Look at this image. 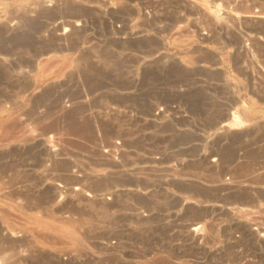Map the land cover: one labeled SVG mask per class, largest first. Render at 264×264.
<instances>
[{"label": "rangeland", "instance_id": "1", "mask_svg": "<svg viewBox=\"0 0 264 264\" xmlns=\"http://www.w3.org/2000/svg\"><path fill=\"white\" fill-rule=\"evenodd\" d=\"M37 1L0 0L3 255L264 264V0Z\"/></svg>", "mask_w": 264, "mask_h": 264}, {"label": "bare ground", "instance_id": "2", "mask_svg": "<svg viewBox=\"0 0 264 264\" xmlns=\"http://www.w3.org/2000/svg\"><path fill=\"white\" fill-rule=\"evenodd\" d=\"M39 1H40V0H38L37 2H39ZM48 1H49V0H48ZM49 2L52 3V0H50ZM49 2H48V3H49ZM33 3H34V2H33ZM35 3H36V2H35ZM48 3H46V0H44V1L42 0L41 3L39 2V5L41 4L42 6H48V5H49ZM32 5H34V4H32ZM36 6H37V5H36ZM26 7H27V6H26ZM48 7H49V6H48ZM27 8H28V7H27ZM29 8H30V7H29ZM24 9H25V8H24ZM36 9H37V8H36ZM49 11L51 12L52 10H49ZM34 13H36V12H34ZM241 13H242V12H241ZM247 14H249V13H247ZM224 15H225V14H224ZM227 15H228V14H227ZM241 15L244 16L245 14H241ZM249 15H250V14H249ZM253 15H254V14H253ZM228 16H229V15H228ZM250 16H251V15H250ZM250 16H247V15H246V16H244V17H246V18L249 17V19H250ZM252 17H253V16H252ZM252 17H251V18H252ZM255 17H256V18L264 19V15H258V16H257V14H256ZM255 17H254V18H255ZM242 20H243V19H242ZM69 26H70V25H69ZM61 28H62V27H61ZM58 29H60V28H58ZM60 30H61V29H60ZM62 36H63V35H62ZM245 37H246V36H245ZM245 40H246V39H245ZM251 41H252V40H251ZM256 41H257V40H256ZM247 42H248V41H247ZM241 43H242V42H241ZM248 43H249V42H248ZM244 45H245V44H244ZM244 45H243V46H244ZM244 47H245V46H244ZM31 63H32V62H31ZM242 118H243V117H242ZM223 125H224V124H223ZM224 126H225V125H224ZM46 128H47V127H46ZM46 128H45V129H46ZM222 130H223V129H222ZM225 130H226V129H225ZM220 131H221V130H220ZM45 134H47V133L45 132ZM45 134H43V135H45ZM31 135H34V134H31ZM53 135H54V134H53ZM34 136H35V135H34ZM7 137H8V136H7ZM14 137H15V136H14ZM51 137H52V136H51ZM56 137H57V136H56ZM3 138H4V137H3ZM27 138H28V137H27ZM37 138H38V137H37ZM45 138H46V137H45ZM23 139L25 140L26 138H23ZM16 140H17V139H16ZM19 140H20V139H19ZM30 140H31V137H30ZM30 140H29V141H30ZM35 140H36V139H35ZM49 140H50V139H49ZM50 141H51V140H50ZM50 141H49V142H50ZM14 142H15V140H14ZM19 142H20V141H19ZM22 142H23V141H22ZM26 142H28V141H26ZM49 142H48V143H49ZM52 142H53V141H52ZM56 142H57V141H56ZM7 143H8V142H7ZM12 143H13V142H12ZM33 143H34V142H33ZM40 143H42V142H40ZM46 143H47V141H46ZM46 143H45V144H46ZM57 143H58V142H57ZM31 144H32V143H31ZM36 144H37V143H36ZM38 144H39V143H38ZM43 144H44V143H43ZM50 144H51V143H50ZM50 144H49V145L47 144V146H46V147H47V149H46L47 151H46L45 154L43 153V155L46 156V157H43V160L46 158L45 160H46L47 162H50L51 160H53V158H54V157L56 156V154H57V153H56V150H58V146H57V145H56V146H57V147H56L57 149H56L54 146H51ZM9 146H10V145H9ZM44 146H45V145H44ZM21 147H22V146H21ZM23 147H24V146H23ZM53 147H54L56 150H55ZM11 148H13V147H11ZM39 148H40V147H39ZM12 150H13V149H12ZM24 150H25V149H24ZM2 151H4V148H3ZM15 151H16V150H15ZM15 151H14V152H15ZM44 151H45V150H44ZM8 152L10 153V151H8ZM18 152H20V151H18ZM3 153H4V152H3ZM20 153H21V152H20ZM6 154H7V153H6ZM6 154H4V155H6ZM23 154H26V153H21V155H23ZM4 155H3V156H4ZM26 155H27V154H26ZM28 155H29V154H28ZM39 155H40V154H39ZM76 155H77V154H76ZM84 155H85V154H84ZM7 156H9V155L7 154ZM7 156H6V157H7ZM61 156H62V155H61ZM6 157H3V158L5 159ZM11 157H12V156H11ZM26 157H28V156H24V157H22L23 159H21V160H24V158H26ZM35 157H36V156H35ZM76 157H77V156H76ZM13 158H15V157H13ZM29 158H30V157H29ZM7 159H8V158H7ZM9 159H10V158H9ZM54 159H55V158H54ZM0 160H1V159H0ZM11 160H12V158H11ZM15 160H16V159H15ZM21 160H19V161H21ZM28 160H29V159H28ZM55 160H57V159H55ZM60 160H61V159H60ZM60 160H59V161H60ZM5 161H6V160H5ZM36 161H37V159H35V162H36ZM0 162H1V161H0ZM2 162H4V161H2ZM9 162H10V161H9ZM16 162H17V161H16ZM25 162H27V159L25 160ZM31 162H32V161H31ZM68 162H69V161H68ZM7 163H8V162L6 161V164H7ZM11 163H15V162L11 161ZM19 163H20V162H19ZM22 163H23V162H22ZM27 163H28V162H27ZM50 163H51V162H50ZM54 163H55V162H54ZM4 164H5V163H4ZM6 164H5V165H6ZM24 164H25V163H24ZM38 164H39V163H38ZM42 164H43L42 167H43V168L45 167L44 171H45V172L48 171V168L46 167V165H44V163H42ZM5 165H4V166H5ZM8 165H9V164H8ZM10 165H11V164H10ZM10 165H9V166H10ZM14 165H15V164H14ZM19 165H20V164H19ZM31 165H33V164H31ZM39 165H40V164H39ZM48 165H49V164H48ZM53 165H54V164H53ZM60 165H61V164H60ZM60 165L58 164V167H59ZM65 165H66V164H65ZM79 165H80V164H79ZM9 166H8V168L11 169V168H12L11 166H13V165L10 166L11 168H10ZM51 166H52V163L50 164V167H51ZM63 166H64V165H63ZM6 167H7V166H6ZM6 167H5V168H6ZM18 167H19V166H18ZM18 167L16 166V168H18ZM50 167H49V168H50ZM54 167H55V166H54ZM54 167H53V168H54ZM73 167H74V166H73ZM24 169H25V168H24ZM63 169H64V168H63ZM0 170H1V169H0ZM53 170H55V169H53ZM53 170L51 169V171H53ZM6 171H7V169H6ZM12 171H14V170H12ZM12 171L10 170L9 172H12ZM16 171H17V170H16ZM19 171H20V170H19ZM24 171H25V170H24ZM27 171H28V170H27ZM27 171H26V172H27ZM37 171H39V170L37 169ZM51 171H49V172H51ZM62 171H64V170H62ZM65 171H66V170H65ZM4 172H5V171H4ZM39 172H40V171H39ZM39 172H37V175H38ZM54 172H55V171H54ZM58 172H61V171H58ZM58 172H56V173H58ZM31 173H32V172H31ZM47 173H48V172H47ZM47 173H45V174H47ZM76 173H77V172H76ZM5 174H6V173L3 174L4 177H6ZM9 174H11L10 177H12V173H9ZM14 174H16V173H13V175H14ZM32 174H33V173H32ZM35 174H36V173H35ZM66 174H67V173H66ZM77 174H78V173H77ZM7 175H8V172H7ZM20 175H21V174H20ZM30 175H31V174H30ZM40 175H41V174H40ZM43 175H44V173H43ZM59 175H60V173H59ZM4 177H3V178H4ZM7 177H8V176H7ZM10 177H8V179H10ZM32 177H33V176H32ZM46 177H48V176H46ZM0 178H1V177H0ZM21 178H22V177H21ZM33 178H35V177H33ZM36 178H38V176H37ZM53 178H54V177H53ZM64 178H65V177H64ZM75 178H76V177H75ZM14 179H15V178H14ZM18 179L20 180V177H19ZM10 180H12V178H11ZM16 180H17V179H16ZM21 181H23V179H21ZM49 181H51V180H49ZM55 181H57V179H55ZM63 181H64V180H63ZM0 182L2 183V181H0ZM59 182H60V180H59ZM3 183H5V181H4ZM3 183H2V184H3ZM16 183H18V182H16ZM16 183H14V181L12 180V181H7V182L5 183L7 186H5V187H4L2 184H0V185H2L3 188H6L5 191L7 190V191L9 192V190H10V191L12 192L13 189H18V188H19V187H18L19 184L16 185ZM46 183H47V181H46ZM46 183H45V184H46ZM50 183H51V182H50ZM21 184H23V185H20V186H26V185H24L23 182H22ZM40 184H41V183H40ZM45 184H44V185H45ZM53 184H54V183H53ZM78 184H79V183H78ZM62 185H64V183H63ZM2 186H0V187H2ZM27 187H28V185L26 186V188H27ZM33 187H34V186H33ZM39 187H40V186H39ZM48 187H49V185H48ZM52 187H53V191H54V195H52V196H54V198H57L56 196H58V195L60 196V194H61V192H62L63 190L61 189V186H60V185H57V184H54ZM68 187H69V186H68ZM71 187H73V186H71ZM76 187H77V186H76ZM82 187H83V186H82ZM20 188L22 189V187H20ZM50 188H51V187H50ZM79 188H80V187H79ZM79 188H78V189H79ZM23 189H24V188H23ZM38 189H39V188H38ZM45 189H47V187H46ZM45 189H44V192H46ZM48 189H49V188H48ZM63 189H65V187H64ZM72 189H73V188H72ZM75 189H76V188H75ZM1 190H2V189H1ZM18 190H20V189H18ZM18 190H17V192H18ZM24 190H25V189H24ZM49 190H50V189H49ZM49 190H48V191H49ZM68 190H70L71 192L73 191V190H71L70 188H69V189L67 188V192H68ZM22 191H23V190H22ZM34 191H35V190H34ZM48 191H47V193H49ZM65 191H66V189H65ZM3 192H4V190H3ZM24 192H25V191H24ZM28 192H29V191H28ZM76 192H78V191H76ZM82 192H83V190H82ZM1 193H2V192H1ZM4 193H6V192H4ZM4 193H2V194H4ZM9 193H10V192H9ZM13 193H14V192H13ZM40 193H41V192H40ZM73 193H74V192H73ZM78 193L81 194L80 192H78ZM78 193H77V194H78ZM25 194H26V192H25ZM25 194H24V195H25ZM31 194H32V192H31ZM37 194H38V193H37ZM42 194H43V193H42ZM63 194H64V193H63ZM75 194H76V193H75ZM77 194H76V195H77ZM11 195H12V194H10V196H11ZM21 195H22V192H21ZM26 195H27V198H28V194H26ZM32 195H33V194H32ZM68 195H70L69 192H68ZM72 195H74V194H72ZM0 196H1V195H0ZM2 196H3V195H2ZM4 196H5V194H4ZM8 196H9V195H8ZM17 196H18V195H17ZM37 196H38V195H37ZM44 196L47 197L48 194H47V195L44 194ZM50 196H51V195H50ZM59 196H58V197H59ZM74 196H75V195H74ZM84 196H85V194H84ZM29 197H30V196H29ZM32 197H33V196H32ZM60 197H63V196H60ZM64 197H65V196H64ZM68 197H69V196H68ZM75 197H76V196H75ZM80 197H81V195H80ZM2 198H3V197H2ZM5 198H6V197H5ZM7 198L10 199V198H13V197H7ZM33 198H34V197H33ZM33 198H32V199H33ZM47 198H48V197H47ZM47 198H46V199H47ZM87 198H88V197H87ZM22 199L24 200L25 198L23 197ZM32 199H31V200H32ZM37 199H38V198H37ZM49 199H50V198H49ZM49 199H48V200H49ZM51 199H52V198H51ZM58 199H59V198H57V200H58ZM12 200H13V199H12ZM14 200H15V199H14ZM18 200H19V198H18ZM33 200H34V199H33ZM33 200H32V201H33ZM57 200L55 199L56 204H57ZM89 200H90V198H89ZM20 201H21V200L17 201V203L20 202ZM24 201H25V200H24ZM29 201H30V199H29L28 201H26V202L30 203ZM32 201H31V202H32ZM38 201H39V200H38ZM44 201H45V200H44ZM21 202H22V201H21ZM21 202H20V203H21ZM33 202H34V201H33ZM41 202H42V201H41ZM28 203H27V206L30 205V204H28ZM38 203H39V202H38ZM60 203H61V202H60ZM34 204H35V203H34ZM46 204H47V203H46ZM54 204H55V203H54ZM17 205H18V204H17ZM20 205H21V204H19L18 206H20ZM23 205H24V203L22 204V207H23ZM25 205H26V203H25ZM35 205H36V204H35ZM35 205H33V206H35ZM44 205H45V204H44ZM60 205H61V204H60ZM70 205H71V204H70ZM42 206H43V205H42ZM31 207H32V204H31L28 208L31 209ZM37 207H38V206H37ZM48 207H49V206H48ZM23 208H24V207H23ZM40 209H41V208H40ZM52 209H53V208H52ZM57 209H59V207H58ZM31 210H32V209H31ZM41 210H42V209H41ZM45 210H46V209H45ZM60 210H62L61 207H60ZM34 211H35V210H34ZM49 211H51V210H49ZM63 211H64V210H63ZM6 212H7V209H6ZM6 212H5V213H6ZM32 212H33V211H32ZM45 212H46V211H45ZM45 212H44V213H45ZM54 212H56V211H54ZM54 212H53V213H54ZM57 212H60V211L57 210ZM26 213H28V211H26ZM29 213H30V210H29ZM46 213H47V212H46ZM16 214H17V215H20V214H18V213H16ZM30 214H31V213H30ZM55 214H56V213H54V216H55ZM26 215H28V214H26ZM8 216H9V215H8ZM20 216H21V215H20ZM46 216L48 217V215H46ZM59 216H60V214L58 213V217H59ZM29 217H30V216H29ZM50 217H51V215H50ZM52 217H53V216H52ZM60 217H61V216H60ZM66 217H67V216H66ZM64 218H65V217H64ZM10 219H11V218H10ZM20 219H21V218H20ZM52 219H54V218H52ZM58 219H59V218H58ZM70 219H71V218H70ZM2 220H3V219H2ZM25 220H26V219H25ZM60 220H61V218H60ZM67 220H68V219H67ZM72 221H73V220H72ZM16 222H17V221H16ZM27 222H28V221H27ZM17 223H18V222H17ZM29 223H30V222H29ZM1 226H2V225H1ZM72 226H73V225H72ZM14 232H15V233H13V234H12V233H9L6 229L0 227V237H1V236H4V238L6 239V241H9V238H10V237H11L12 239H13V238H16V237L14 236V234H17V235H18V234L20 233V231H18L19 233H16V231H14ZM22 232H24V231H22ZM35 232H36V231H35ZM51 234H52V233H51ZM54 234H55V233H54ZM18 237H19V236H17V238H18ZM21 237H22V236H21ZM27 237H29V236L27 235ZM37 237H38V236H37ZM2 238H3V237H2ZM24 238H25V237H24ZM54 238H55V237H54ZM5 239H4V240H5ZM25 239H26V238H25ZM55 239H56V238H55ZM89 239H90V238H89ZM13 240H14V239H13ZM19 240H21V239H19ZM22 240H23V239H22ZM0 241L2 242L3 240H0ZM6 241H5V242H6ZM16 241H18V240L16 239ZM16 241H15V242H16ZM44 241H45V240H44ZM88 241H89V240H88ZM24 242H25V240H24ZM3 243H4V242H3ZM7 243H8V242H7ZM7 243H6V244H7ZM9 243H10V241H9ZM21 243H23V242H21ZM6 244H5V245H6ZM10 244H11V243H10ZM17 244H18V243H17ZM23 244H24V243H23ZM13 245H16V244L13 243ZM24 245H25V244H24ZM33 245H34V244H33ZM7 246H8V245H7ZM11 246H12V244H11ZM11 246H10V247H11ZM21 246H22V244H21ZM21 246H20V247H21ZM25 246H28V245H25ZM31 246H32V245H31ZM31 246H29V247H31ZM20 247H19V248H20ZM3 248H5V247H2V246L0 245V264H12V263H14V261H16V260H14V258H11V260H10V259H9V258H10L9 256L7 257V256L3 255V254H4V253H3V250H2ZM14 248L16 249L15 246H14ZM21 248H22V250H23L24 247H21ZM35 248H36V247H35ZM15 249H13V250H15ZM26 249L28 250V247H26ZM26 249H25V250H26ZM16 250H17V249H16ZM22 250H19V252L22 251ZM49 250H50V249H49ZM74 250H75V249H74ZM81 250H82V249H81ZM44 251H45V250H44ZM51 251H52V250H51ZM17 252H18V250H17ZM22 252H23V251H22ZM45 252H46V251H45ZM9 253H10V252H9ZM43 253H44V252H43ZM62 253H63V252H62ZM18 254L20 255V253H18ZM49 254H50V253H49ZM70 254H72V253H70ZM12 255H13V254H12ZM25 255H26V252H25ZM65 255H67V254H65ZM88 255H89V254H88ZM10 256H11V255H10ZM58 257H59V256H58ZM66 258H67V257H66ZM66 258H64V259H66ZM12 259H13V260H12ZM58 259H59V258H58ZM67 259H68V258H67ZM62 260H63V257H62ZM11 261H13V262H11ZM64 261H65V260H64ZM130 261H131V260H130ZM25 262H26V261H25ZM62 262H63V261H62ZM18 263H19V262H18ZM26 263H27V262H26ZM52 263H53V262H52ZM16 264H17V263H16ZM21 264H22V263H21ZM23 264H24V263H23ZM62 264H63V263H62Z\"/></svg>", "mask_w": 264, "mask_h": 264}]
</instances>
